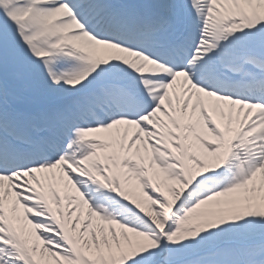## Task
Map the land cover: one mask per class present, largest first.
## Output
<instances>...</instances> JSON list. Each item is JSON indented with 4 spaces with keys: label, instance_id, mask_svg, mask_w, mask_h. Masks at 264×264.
Instances as JSON below:
<instances>
[{
    "label": "snow or ice",
    "instance_id": "6c2138e0",
    "mask_svg": "<svg viewBox=\"0 0 264 264\" xmlns=\"http://www.w3.org/2000/svg\"><path fill=\"white\" fill-rule=\"evenodd\" d=\"M0 264H264V0H0Z\"/></svg>",
    "mask_w": 264,
    "mask_h": 264
}]
</instances>
